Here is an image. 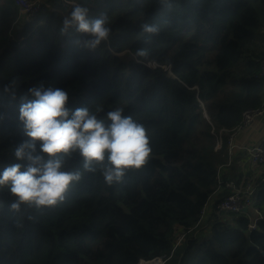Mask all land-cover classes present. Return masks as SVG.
<instances>
[{"label": "trees", "instance_id": "obj_1", "mask_svg": "<svg viewBox=\"0 0 264 264\" xmlns=\"http://www.w3.org/2000/svg\"><path fill=\"white\" fill-rule=\"evenodd\" d=\"M76 3L109 17L112 36L96 50L74 43V30L59 33ZM171 5L44 0L26 16L13 0H0V171L21 162L14 148L28 137L19 106L40 83L66 89L71 109L122 107L150 130L153 153L120 184L85 172L64 203L39 212L25 207L31 221L10 211L13 198L0 190V264H137L157 256L164 264H264V182L251 194L263 212L255 229L247 230L243 213L214 210L234 190L225 187L228 179L251 174L240 166L237 172L238 157L226 171L218 167L229 160L227 138L242 112L264 107V0ZM145 21L160 26L148 44ZM142 47L147 57L137 55ZM5 85H14L15 98ZM217 135L222 143L215 148ZM73 165L80 167L78 157ZM218 186L210 233L196 239L201 209ZM180 230L185 239L174 249Z\"/></svg>", "mask_w": 264, "mask_h": 264}, {"label": "clouds", "instance_id": "obj_2", "mask_svg": "<svg viewBox=\"0 0 264 264\" xmlns=\"http://www.w3.org/2000/svg\"><path fill=\"white\" fill-rule=\"evenodd\" d=\"M170 8L171 0H158ZM141 31L151 36L160 32L157 23L145 21ZM78 34L74 43L88 50H96L109 41L112 29L107 13L90 15L88 7L76 3L62 19L59 33ZM137 55L147 57L149 49L142 47ZM5 91L15 98L14 85ZM32 99L19 106L18 119L28 139L14 148V157L21 161L7 165L0 171V190L7 189L13 198L9 210L33 220L25 207L41 211L64 203L74 183L85 172H99L107 186L123 183L129 170H138L152 157L151 133L144 123L125 115L122 107L104 113L94 109L68 106L66 89L45 86L43 83L28 89ZM101 113H103L101 115ZM79 158L80 167L73 165Z\"/></svg>", "mask_w": 264, "mask_h": 264}, {"label": "built area", "instance_id": "obj_3", "mask_svg": "<svg viewBox=\"0 0 264 264\" xmlns=\"http://www.w3.org/2000/svg\"><path fill=\"white\" fill-rule=\"evenodd\" d=\"M13 1L18 7L20 13L26 16H32L40 10L44 0ZM262 73H264V61L262 62ZM200 104L203 106L201 102ZM240 134H244V137L238 139ZM221 143V136L217 135L215 148L220 147ZM226 150L229 155V160L218 167V172L226 171V166H228L231 161H234V158L236 157L239 159L237 160L238 166L241 164L243 165L240 166V168L252 169H248L251 174L247 179H245V176H242L238 179L239 181H235L231 178L225 182V187L234 188V190L229 195L223 197L216 206L214 205V210L217 212L218 216H224L227 211L240 214L243 213L245 215L251 213L252 217L247 223V230L251 231L257 227V222L263 218V212L254 204L251 194L254 193L257 185L264 182V107L242 112L240 125L229 131ZM219 187L220 186L208 196L207 201L201 209L200 219L197 224L202 219L210 198L220 192ZM212 207L213 205L211 204V206L207 208L205 216L212 211ZM243 209H245V211H243ZM184 239L185 232L180 230L176 235L173 248L175 249ZM165 259V256H157L150 260L160 261L161 264H164ZM150 260H144L141 263ZM139 261L137 264H141Z\"/></svg>", "mask_w": 264, "mask_h": 264}, {"label": "rangeland", "instance_id": "obj_4", "mask_svg": "<svg viewBox=\"0 0 264 264\" xmlns=\"http://www.w3.org/2000/svg\"><path fill=\"white\" fill-rule=\"evenodd\" d=\"M152 65H155V64H152ZM162 67H163L167 72H170V66H168V65H163ZM200 108L202 109V112H203V110L205 109V108H204V105L201 106ZM235 162H236V163L238 162L237 159H235ZM242 163H243V162H242ZM239 166H243V165L241 164V165H239ZM239 166L236 168L237 172H239V171L241 170V169L239 168ZM255 167H257V166H255ZM246 169H252V168H246ZM217 197H218V196L215 195L214 197L210 198V201L208 202V205H207V207H206V209H205V212H204V214H203V217H202V219L200 220V222L198 223V228H199V230H197V233H194V234H193V237H195L196 239H201L202 236L204 237V236L209 235V233H210V229H211V226H212V225H211V224H212V221H211V222H208V219H210V214L207 213L206 216H205V214H206L207 208H209V207L211 206V204H212V205L214 204V201L216 200ZM253 214H254V213H253ZM204 216H205V217H204ZM246 216L248 217V220H249V219L252 217V214H251V213H248ZM232 217H233V218H236L237 216H236V214H233ZM226 222H228L229 224H231L233 221L231 220V218H228V219H226Z\"/></svg>", "mask_w": 264, "mask_h": 264}, {"label": "bare ground", "instance_id": "obj_5", "mask_svg": "<svg viewBox=\"0 0 264 264\" xmlns=\"http://www.w3.org/2000/svg\"><path fill=\"white\" fill-rule=\"evenodd\" d=\"M141 264H161L160 263V261H156V260H154V261H146V262H144V263H141Z\"/></svg>", "mask_w": 264, "mask_h": 264}, {"label": "water", "instance_id": "obj_6", "mask_svg": "<svg viewBox=\"0 0 264 264\" xmlns=\"http://www.w3.org/2000/svg\"><path fill=\"white\" fill-rule=\"evenodd\" d=\"M203 114L205 115V112H203ZM243 211H245V209H243ZM262 253H263V252H262ZM143 261H144V259H140L139 262L141 263V262H143Z\"/></svg>", "mask_w": 264, "mask_h": 264}, {"label": "crops", "instance_id": "obj_7", "mask_svg": "<svg viewBox=\"0 0 264 264\" xmlns=\"http://www.w3.org/2000/svg\"><path fill=\"white\" fill-rule=\"evenodd\" d=\"M242 137H244V134H240V135L238 136V139H241Z\"/></svg>", "mask_w": 264, "mask_h": 264}]
</instances>
